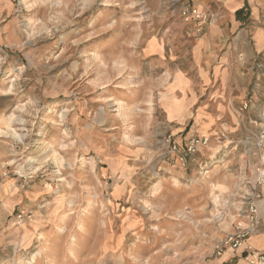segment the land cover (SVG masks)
<instances>
[{
    "label": "rangeland",
    "instance_id": "obj_1",
    "mask_svg": "<svg viewBox=\"0 0 264 264\" xmlns=\"http://www.w3.org/2000/svg\"><path fill=\"white\" fill-rule=\"evenodd\" d=\"M189 28L172 0H0V264H256L211 252L254 181L264 48L209 73Z\"/></svg>",
    "mask_w": 264,
    "mask_h": 264
},
{
    "label": "built area",
    "instance_id": "obj_2",
    "mask_svg": "<svg viewBox=\"0 0 264 264\" xmlns=\"http://www.w3.org/2000/svg\"><path fill=\"white\" fill-rule=\"evenodd\" d=\"M178 7L180 19L190 27L188 34L203 35L213 25L219 16L217 9L211 4L198 0H172ZM206 135L192 136L185 144V156L196 152L200 147L209 143ZM165 142L172 151H178L180 145L172 134L165 137ZM255 147L259 161L252 189L247 191L244 205L239 211V218L233 223L232 229L218 238L213 246L211 256L222 257L227 251L243 253L252 263L264 264V248L253 245L252 238L264 233V221L261 218L260 201L264 198V117L255 135Z\"/></svg>",
    "mask_w": 264,
    "mask_h": 264
},
{
    "label": "crops",
    "instance_id": "obj_3",
    "mask_svg": "<svg viewBox=\"0 0 264 264\" xmlns=\"http://www.w3.org/2000/svg\"><path fill=\"white\" fill-rule=\"evenodd\" d=\"M198 1L212 3L213 6L221 8L223 13L199 40L192 41L197 46L196 53L200 55L199 63L204 66L202 69L208 70L209 73L213 69L217 71V60L219 56L222 61H226L227 56L231 53L234 55L242 54L244 52L242 47L246 49L249 56L255 55L257 51L264 48V32L262 28H256L255 25L256 12L261 8L264 9V0ZM239 9L243 10L240 16L237 15ZM252 184L248 189L249 191L252 189ZM260 207L261 218L264 221V198L260 201ZM252 243L257 248H264V233L255 235L252 238ZM239 255L238 261L245 255L229 250L220 260L227 261L233 256Z\"/></svg>",
    "mask_w": 264,
    "mask_h": 264
},
{
    "label": "trees",
    "instance_id": "obj_4",
    "mask_svg": "<svg viewBox=\"0 0 264 264\" xmlns=\"http://www.w3.org/2000/svg\"><path fill=\"white\" fill-rule=\"evenodd\" d=\"M242 11H243L242 9H239V10L237 11V15H239V16H240V15H241V13H242Z\"/></svg>",
    "mask_w": 264,
    "mask_h": 264
}]
</instances>
